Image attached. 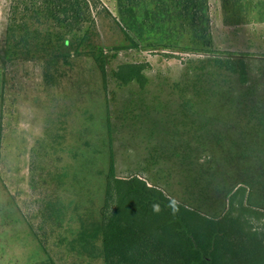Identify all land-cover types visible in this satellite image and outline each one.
<instances>
[{"label":"rangeland","instance_id":"rangeland-1","mask_svg":"<svg viewBox=\"0 0 264 264\" xmlns=\"http://www.w3.org/2000/svg\"><path fill=\"white\" fill-rule=\"evenodd\" d=\"M224 2L209 0L210 46L188 49L132 47L114 19L117 0H100L104 93L84 55L47 81L33 35L26 46L10 26L23 4L0 0V264H103L58 239L78 224L76 159L84 189L101 179L83 177V165L106 169L112 159L116 177L137 175L206 214L224 210L238 186L264 209V19L236 22ZM127 62L145 65L143 86H117L111 73Z\"/></svg>","mask_w":264,"mask_h":264},{"label":"trees","instance_id":"trees-1","mask_svg":"<svg viewBox=\"0 0 264 264\" xmlns=\"http://www.w3.org/2000/svg\"><path fill=\"white\" fill-rule=\"evenodd\" d=\"M227 1L226 13L236 22L255 20V12L264 19V0ZM20 2L25 12L13 6L11 29L25 32L21 40L26 46L33 35L32 50L43 61L47 81L55 78L53 71L63 63L84 55L94 61L107 93L108 56L98 40L95 18L100 0ZM117 11L114 19L134 48L210 46L206 43L210 42L209 0H117ZM145 68L143 63H122L111 75L118 87L132 81L143 86ZM79 165L76 159L70 181L82 200L74 204L78 224L58 238L71 252L103 264H264V209L246 198V187L238 186L224 210L211 215L177 201L137 175L116 177L112 159L106 169L83 165V177L94 172L101 179L84 189L79 186ZM61 223L54 219L53 224ZM55 234L51 228V237ZM49 264H57L52 256Z\"/></svg>","mask_w":264,"mask_h":264}]
</instances>
